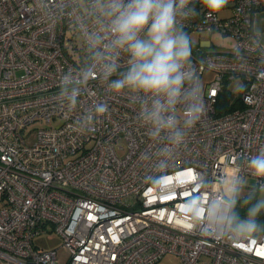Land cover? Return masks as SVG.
<instances>
[{
	"label": "built area",
	"instance_id": "1",
	"mask_svg": "<svg viewBox=\"0 0 264 264\" xmlns=\"http://www.w3.org/2000/svg\"><path fill=\"white\" fill-rule=\"evenodd\" d=\"M90 3L0 0V262L57 264L58 249L34 243L54 231L66 264H156L165 254L178 264H264V233L232 240L192 228L188 206L206 204L241 155L264 147V65L230 51L249 39L244 21L264 0H235L215 17L201 10L190 22L189 34L215 32L232 44L192 48L199 81L206 71L214 78L202 92L206 116L179 146L166 134L151 139L137 106L98 72L75 106L58 95L65 72L91 63ZM237 80L246 90L234 98ZM223 92L230 108L218 114ZM97 104L109 111L93 119ZM37 123L44 127L31 128Z\"/></svg>",
	"mask_w": 264,
	"mask_h": 264
},
{
	"label": "clouds",
	"instance_id": "2",
	"mask_svg": "<svg viewBox=\"0 0 264 264\" xmlns=\"http://www.w3.org/2000/svg\"><path fill=\"white\" fill-rule=\"evenodd\" d=\"M245 2L259 7L262 0ZM234 6L235 0H91L89 14L97 21V30L86 36L91 63L65 72L58 95L75 106L82 87L98 72L113 95L128 96L137 106L138 119L151 139L166 134L170 144H183L187 132L207 113L188 26L201 10L215 17ZM244 26L249 39L237 41L230 51L242 63L246 53L255 54L264 65V19L251 16ZM234 88L244 92L246 85L237 80ZM108 111L107 105L97 104L92 118ZM220 183L206 204L194 200L188 205L194 221L190 226L208 227L232 240L264 233V147L241 155Z\"/></svg>",
	"mask_w": 264,
	"mask_h": 264
},
{
	"label": "rangeland",
	"instance_id": "3",
	"mask_svg": "<svg viewBox=\"0 0 264 264\" xmlns=\"http://www.w3.org/2000/svg\"><path fill=\"white\" fill-rule=\"evenodd\" d=\"M253 16H258L262 19H264V11L254 13ZM190 39L192 48H196L197 46L201 44H206L207 42H210L212 44V48H218L219 46H229L232 44V40L230 38H222L218 33H207V32H193L190 33ZM77 44L78 46H82L81 40L77 37ZM214 78V75L211 72L206 71L200 78V84L202 87V92L206 86L207 83L211 82ZM234 88V84L232 86ZM241 92L235 91V97L237 98ZM44 127V124L37 123L31 126V128H42ZM247 192V189L245 190ZM241 214L243 215V210H241ZM261 222L264 223V216H261ZM35 245L42 250H50V249H58V263L57 264H66L68 260V254L65 250L60 248L61 246V240L59 236L54 232L50 231L47 233H43L39 235L34 240ZM0 264H2L0 262ZM156 264H178V258L171 254H165Z\"/></svg>",
	"mask_w": 264,
	"mask_h": 264
},
{
	"label": "trees",
	"instance_id": "4",
	"mask_svg": "<svg viewBox=\"0 0 264 264\" xmlns=\"http://www.w3.org/2000/svg\"><path fill=\"white\" fill-rule=\"evenodd\" d=\"M230 100V95L227 92H223L219 98H218V103L216 104V111L218 114H221L225 111H228L230 106H229V101Z\"/></svg>",
	"mask_w": 264,
	"mask_h": 264
}]
</instances>
